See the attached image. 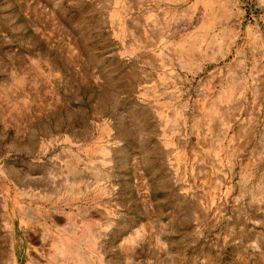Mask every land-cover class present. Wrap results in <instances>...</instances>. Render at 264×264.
I'll use <instances>...</instances> for the list:
<instances>
[{"label": "rangeland", "instance_id": "obj_1", "mask_svg": "<svg viewBox=\"0 0 264 264\" xmlns=\"http://www.w3.org/2000/svg\"><path fill=\"white\" fill-rule=\"evenodd\" d=\"M0 264H264V0H0Z\"/></svg>", "mask_w": 264, "mask_h": 264}]
</instances>
